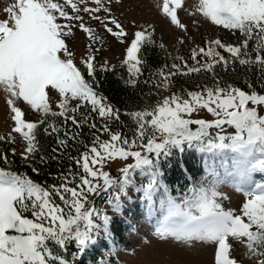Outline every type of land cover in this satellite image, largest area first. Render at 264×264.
<instances>
[{
  "label": "snow or ice",
  "instance_id": "snow-or-ice-1",
  "mask_svg": "<svg viewBox=\"0 0 264 264\" xmlns=\"http://www.w3.org/2000/svg\"><path fill=\"white\" fill-rule=\"evenodd\" d=\"M122 3L11 0L3 9L0 90L6 97L12 127L0 135V142L15 143L13 133L18 134L23 147L19 153L11 148L13 157L18 156L21 165L39 175L35 161L47 162L39 133L41 129L45 135L55 133L57 147L47 159L59 161L67 156L76 170L69 163L65 172L48 174L53 183L37 182L16 169L15 159L0 149V264H84L83 257L98 244L114 239L123 222L117 217H123L132 191L145 205L149 220H155L153 235L159 240H171L186 250L211 248L213 264H244L245 257L253 264H264V94L251 84L249 90L222 85L216 73L217 67L227 71L230 64L238 63L246 69H259L264 77V0H198L191 9L185 8V0H158L159 12L184 32L187 25L178 14L182 9L191 17L238 31L240 39L233 44L210 38L191 50L194 65L177 56L170 67L151 72L145 83L156 78L153 87L158 99L126 113L134 122L131 138L110 127V122L120 121V110L99 91L96 45L103 42V36L98 29L128 45L122 65L128 72L124 83L132 87L148 63L141 52L155 45V29L133 20L136 30L129 39L113 12V6ZM192 22L198 24L199 20ZM74 29L87 37L79 58L82 67L66 42ZM112 70L107 61L100 65V72ZM201 72L212 74L211 85L171 90L170 77ZM50 93H55L57 111L52 108ZM21 102L38 113L39 119H25ZM199 109L207 110L213 119L194 118ZM92 113L100 118L99 126ZM53 118L63 119V135L60 122ZM68 121L75 129L88 125L94 130L91 141L79 139L82 133L70 130ZM101 134L107 138L102 139ZM69 141L83 147L75 157L67 151ZM186 149L204 154L203 175L198 180L190 175L192 182L183 194L177 189L174 196L165 183L160 158L183 154ZM117 158L133 162L125 163L121 176L113 178L103 169L107 161ZM222 185L242 193L239 208L223 206L222 201L230 198L220 190ZM102 194L109 206L105 209L90 200ZM69 245L75 246L71 258ZM237 246L243 249L240 260L232 255Z\"/></svg>",
  "mask_w": 264,
  "mask_h": 264
},
{
  "label": "rangeland",
  "instance_id": "rangeland-1",
  "mask_svg": "<svg viewBox=\"0 0 264 264\" xmlns=\"http://www.w3.org/2000/svg\"><path fill=\"white\" fill-rule=\"evenodd\" d=\"M158 0H123L121 5H114L113 12L122 22L126 28L129 39L131 38L136 27L132 21H136V25L147 26L151 24L154 26L155 32L153 39L155 43L163 44L165 48L176 52L178 56L184 57L189 65H194V61L190 59V53L193 48L202 46L210 38H220L226 43H237L240 39L238 31L226 30L223 27L211 24L208 21L199 17H191L185 10H179L180 20L187 25V32L177 28L171 24L170 20L163 16L156 8ZM198 0H185V8L191 9L192 5L196 4ZM11 3V0H0V19L5 18L3 9ZM193 19H198V24H193ZM90 24H95L94 21L87 20ZM151 31V29H150ZM100 35L103 36V42L98 43L96 47L99 51L96 53V67L107 61L109 68H117L122 65V61L126 55V43L119 42L112 35L98 29ZM181 37L183 42L181 43ZM67 45L71 51L74 52L76 62L79 65V58L84 54L87 37L79 29H74V35L66 39ZM82 67V66H81ZM52 97V108L57 111L54 103L55 93H50ZM21 108L25 112V119L37 120L39 114L32 111L23 102L20 103ZM194 118L213 119L212 115L205 109H199L193 114ZM12 127L10 114L6 105V97L2 90H0V135H6ZM191 127L195 128L196 125ZM231 131V129H229ZM16 136L15 147L17 153L22 149L23 142L18 134ZM201 156L204 154L199 153ZM133 162L130 158L125 161L119 158L107 161L104 165L105 171H108L113 178L121 176L120 169L125 163ZM97 167H99L97 165ZM139 183V177H137ZM230 199L223 200L225 208L237 209L240 207L244 196L242 193L235 191L231 186L222 185L220 188ZM132 199L125 202L124 215L120 217L130 224L134 229L133 232L125 236V241L114 246L112 255L115 256L122 264H213V255L211 248H197L193 250L182 249L169 240L163 242L153 235L155 220H149L145 205L137 198L138 194L135 191L130 193ZM94 197V196H93ZM109 206L104 202L101 209ZM243 249L236 247L232 255L238 260L241 259V252ZM244 264H253V260L244 258Z\"/></svg>",
  "mask_w": 264,
  "mask_h": 264
},
{
  "label": "trees",
  "instance_id": "trees-1",
  "mask_svg": "<svg viewBox=\"0 0 264 264\" xmlns=\"http://www.w3.org/2000/svg\"><path fill=\"white\" fill-rule=\"evenodd\" d=\"M141 55H145L148 63L144 66L143 75L139 77L138 83L135 87L125 85L124 81L128 79L127 67L121 65L112 71L100 72V68H97V75L100 77V88L99 91L103 96L106 97L107 102H109L114 107L120 110V121L110 122V127L113 130H119L124 135L131 138L134 131V122L126 114L130 111H135L143 108L145 105L150 103H155L158 99L156 95L157 89L153 87L156 83V78H153L152 83H145L151 72H155L157 69L163 68L164 65H170L174 62L173 57H177L176 52L170 51L167 48H160V45L155 43L154 46L147 49L145 53L142 49ZM176 63H181V61L176 60ZM169 68H164V71H168ZM174 71V70H173ZM216 73L220 78L221 84H234L244 90H249L248 85L251 84L252 88L258 92L264 94V77H262L259 69H246L245 67L239 65L238 63L229 65L227 71L222 68L217 67ZM172 84V91L181 90H198L196 88L197 84L211 85L212 74L201 72L199 74L192 73L187 76L185 75H175L170 77ZM162 94H167V92H162ZM92 118L96 120L98 126L101 123L99 117L95 113H92ZM79 118V113H77ZM60 122L61 135H63L64 124L62 118H53ZM69 129L72 131H77L82 133L79 139L83 140L85 143H89L92 139L90 132L94 131L89 128L88 125H84L80 129H75L71 125V121L67 122ZM102 139H106L105 134H101ZM55 133L45 135L41 129L39 133V141L43 152L47 155H51V149L57 147L55 143ZM16 148L14 143L0 142V149L6 150L10 159H15L16 163L14 167L19 171L26 172L27 175L37 182H47L53 183V177L48 175L49 173L59 174L65 172L68 168L69 163H72L73 171L76 170L74 161H69L67 156L62 157L59 161L48 160L46 155V163H41L39 159L35 161L36 166L40 168V174L37 175L31 171L28 165H21L19 157H13L10 149ZM82 145L69 141L68 153L75 157L78 155V151H82ZM191 154V155H190ZM55 155L60 156V152L55 153ZM162 171L165 176V183L169 185L172 195H177V189L183 194L186 186L191 183L188 177L191 175L192 180H198L201 175H203L204 167V156H200L199 153L191 149H186L185 153L181 154L177 152L174 156L164 158L161 157ZM183 164V166H181ZM198 169V171H196ZM102 183V180L100 181ZM90 200L94 201L96 206H102L105 202L103 194L99 197L91 196ZM118 218V217H117ZM133 229L129 227L125 222L120 224L119 231L115 233L114 239L104 240L103 244H98L96 250L90 251L88 255L84 256V264H99V261L105 260L109 264H117L119 262L111 253L115 245L125 241V236H128ZM104 245H107L105 247ZM75 250L74 245H69L68 254L71 258L70 253ZM119 264H121L119 262Z\"/></svg>",
  "mask_w": 264,
  "mask_h": 264
}]
</instances>
